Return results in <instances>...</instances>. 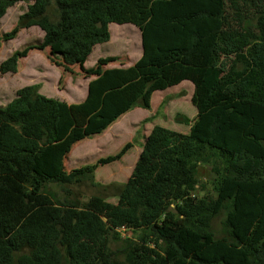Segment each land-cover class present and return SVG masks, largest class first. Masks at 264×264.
Masks as SVG:
<instances>
[{"label":"trees","instance_id":"16d2710c","mask_svg":"<svg viewBox=\"0 0 264 264\" xmlns=\"http://www.w3.org/2000/svg\"><path fill=\"white\" fill-rule=\"evenodd\" d=\"M21 1L27 12L3 34L1 19ZM113 22L140 28L141 58L86 67ZM33 26L43 42L16 51L0 74L49 48L59 66L79 65L94 79L80 103L28 85L0 107V264H264V0H0V49ZM185 80L198 110L180 121L189 133L154 126L117 203L57 198L51 184L96 185L97 168L134 146L68 171L76 143L136 107L150 109L154 92ZM202 165L216 185L200 198ZM223 212L227 235L217 237L212 221ZM122 227L140 231V241L127 239L124 260L110 245Z\"/></svg>","mask_w":264,"mask_h":264},{"label":"rangeland","instance_id":"374dc122","mask_svg":"<svg viewBox=\"0 0 264 264\" xmlns=\"http://www.w3.org/2000/svg\"><path fill=\"white\" fill-rule=\"evenodd\" d=\"M29 3L18 2L7 9L1 19L3 34L13 30L19 23L21 16L27 12ZM111 39L108 42L97 44L89 56L86 67H93L101 57L117 56L118 60L109 63L106 67H128L134 65L142 56V33L133 23H110ZM44 31L38 27L23 28L17 37L12 40H3L0 49V65L16 51H22L31 45L43 42ZM49 48L43 50L34 48L26 57L18 60L17 72L0 74V107L9 104L18 93V90L28 85H38L40 93L68 103H80L85 100L89 82L79 65L71 66L67 71L56 62ZM194 84L185 80L179 85L164 91H156L152 96V108L136 107L116 120L103 133L85 138L76 143L66 161L68 171L87 164H94L100 158L117 154L127 142L134 146L118 161L100 165L95 171L96 185L90 182L65 185V189L51 184L57 198H69L82 205L93 196H103L111 203H117L123 185L130 178L140 155L147 136L156 125L171 130L187 133L189 127L180 121L188 117L193 119L197 108L192 102ZM199 184L196 194L201 197L215 194V174L211 167L202 165L199 169ZM226 214L223 212L212 221V228L217 237L227 235L224 225ZM139 230H125L122 234L110 237V245L124 260L125 254L121 251L128 238L140 241Z\"/></svg>","mask_w":264,"mask_h":264},{"label":"crops","instance_id":"0c3cea01","mask_svg":"<svg viewBox=\"0 0 264 264\" xmlns=\"http://www.w3.org/2000/svg\"><path fill=\"white\" fill-rule=\"evenodd\" d=\"M142 54H143V52H142ZM178 85H179V84H178ZM175 86H176V85H175ZM172 87H173V86H172ZM194 87H195V86H194ZM170 88H171V87H170ZM166 90H168V89H165L164 91H166ZM159 91H162V90H159ZM194 92H195V89H194ZM154 93H155V92H154ZM193 95H194V94H193ZM151 104H152V103H151ZM195 107H196V106H195ZM151 108H152V105H151ZM197 113H198V110H197ZM196 115H197V114H196ZM196 115H195V117H196ZM195 117H193V119H194ZM193 119H191V120H193ZM184 124H186V123H184ZM186 125L189 127V131H190V129H191V125H188V124H186ZM183 133H184V132H183ZM187 133H189V132H187ZM144 143H145V141H144ZM142 149H143V146L140 147V153H141ZM126 154H127V153H126ZM126 154H125V155H126ZM125 155H124V156H125ZM124 156H123V157H124ZM139 156H140V155H139ZM123 157H122V158H123Z\"/></svg>","mask_w":264,"mask_h":264},{"label":"built area","instance_id":"2783aa9c","mask_svg":"<svg viewBox=\"0 0 264 264\" xmlns=\"http://www.w3.org/2000/svg\"><path fill=\"white\" fill-rule=\"evenodd\" d=\"M120 230H121V232H123V231L126 230V228L125 227H122Z\"/></svg>","mask_w":264,"mask_h":264}]
</instances>
